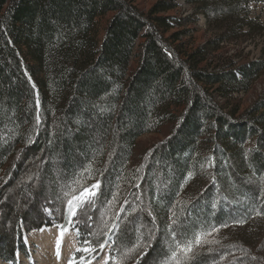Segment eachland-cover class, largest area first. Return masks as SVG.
Masks as SVG:
<instances>
[{"label":"trees","instance_id":"16d2710c","mask_svg":"<svg viewBox=\"0 0 264 264\" xmlns=\"http://www.w3.org/2000/svg\"><path fill=\"white\" fill-rule=\"evenodd\" d=\"M134 1L0 0V259L7 263L15 264L22 230L50 224L44 207L61 209L71 198L65 192L100 181L99 206L123 184L120 210L133 207L115 219L123 229L112 254L140 244L128 263L163 264L172 241L167 210L197 164L200 139L217 144L219 186L178 214L177 238L232 220L212 209L218 191L228 203L244 201V216L261 212L248 222L264 219V90L247 108L235 98L264 76V47L257 60L243 47L264 36L248 9L264 0H184L204 18L211 36L203 43L193 37L197 28L185 29L196 20L170 14L173 0L146 12ZM162 128L165 137L126 171L135 140ZM251 140L254 149L244 151ZM90 215L87 225L96 219ZM60 219L53 216L65 227ZM242 238L251 250L264 243V230ZM223 250L191 264H209Z\"/></svg>","mask_w":264,"mask_h":264},{"label":"rangeland","instance_id":"374dc122","mask_svg":"<svg viewBox=\"0 0 264 264\" xmlns=\"http://www.w3.org/2000/svg\"><path fill=\"white\" fill-rule=\"evenodd\" d=\"M156 1L158 0H135L134 4L138 6L141 11L146 12ZM173 1L177 5V9L170 13L171 15L196 20V27L190 24V26H186L185 28H197L199 30L198 33L193 36L196 42L203 43L205 40L209 39L211 35L204 32V18L200 14L194 15L196 11L194 6L187 4L184 0ZM248 9L250 11L251 17L253 19L258 18L259 22L264 25V3L253 2L248 5ZM243 47L244 55L248 56V60H257L260 56V50L264 47V36H256L254 39L246 41L243 44ZM263 90L264 76L259 79V81H257L247 93L238 94L235 96V98L241 101L242 108H247L259 98ZM164 130L165 128H162L157 134H144L135 140L132 157L126 162V171L130 172L133 169H137L139 157L144 156V151L147 148L157 144L165 137L166 132H164ZM254 146L253 140L247 141L243 149L246 152H250L254 149ZM216 147L217 144L214 142L211 143V140H199V144L192 154L193 160L195 159L197 164H195L192 170L187 173L185 180L182 184H180L174 195L173 202L169 205L167 210V225L168 222L171 224L170 217L172 219H178L181 224L182 217H179L178 214H182L184 207H188L190 202L193 200L199 199L200 194H202L205 190L216 189L219 186L217 184L219 168H216ZM190 173L191 176H189ZM124 188L125 186L123 184L119 185L117 187L118 193H115L114 196H110L104 202V204H100V206L97 203L99 200L98 195L100 190L97 192L95 205L90 210L91 214L94 213V215H96V219L93 218L92 225L86 224L88 223V219L85 218V216L82 217L79 211L77 213V217L73 218L74 222H79L74 223V225H69L68 213L66 210L67 204L62 205V208L58 210L52 208V205L44 207L43 216L45 218L47 217L51 221L50 224L44 225L41 228L35 230H22L21 241L17 243L18 252L15 256V264H69V261L73 256L76 257L78 264H89V262L90 264H105V260H107V264L109 262L110 264H117V262H122V264H136L140 258H136L132 263H128L131 261L132 257L135 256L134 252H132L127 257L124 256V253L129 249H125L115 255L112 254L113 243L117 233L118 231L120 232V229H123V227L121 228V224H119V222L116 223L117 221L115 219L120 213L122 215L124 214V218H126L128 213L131 211V208H133L130 205L127 206V208L125 207V210L122 212L120 210L119 206L123 201L122 194L120 192L125 191ZM214 196L217 198V202H220V204L212 209L216 212H222L224 215L228 214L232 216V220L229 222H226L225 220L224 222H226L225 224L228 225L227 227H222L219 229V231H213L211 235L205 236L202 246L194 250L196 253L195 258L189 261L188 264H191L199 256H216L217 252L223 248L224 250L222 254L218 256L219 258L217 257L216 259H213V261L209 264H264V243H262V245L258 244L256 248L253 247V249L250 250L245 247L246 243H244L242 240V237L246 233L252 234V238L256 239L257 235L259 234V229L264 230V219L255 218L254 221H257L258 224L253 221L248 222L251 217H256L257 215L254 213L255 210L246 214L245 216L242 214L244 208L246 207V203L244 201L234 199L228 203L226 201L227 198H230L229 195L227 197L219 191L218 193L214 192ZM220 200H223L228 204L227 210L223 207L224 203H221ZM116 207H119V209L116 210ZM173 213H175L174 216ZM53 216L58 218L60 217V220H63L64 218L66 219L65 228L67 231L64 233L63 237L60 236V224L54 223ZM240 219H244L245 222L243 224L234 223V221ZM105 221L107 222V226H105ZM121 222H123V219ZM113 223L119 225L118 230L111 228ZM96 226L97 235H95L94 232L92 233V228L93 230H96ZM76 229L80 230L79 235L77 234ZM88 231L91 232L90 236H87L86 239L82 233ZM43 232L48 233V235L51 237V241L40 243V240H38L37 236L39 233ZM198 232H208V230L203 231L202 229H199L195 233ZM195 233L192 234L191 238L187 239H192ZM57 235L60 237L58 241ZM109 237H111V239H109ZM183 240L185 239H178L176 237L177 242ZM85 241H91V247H94L95 249H97L96 245H98V252L89 253L76 251L77 248L89 247ZM58 242L60 245L59 255H57ZM101 245H104L103 248H101ZM44 246H46V248H44ZM246 251H248L250 255H248ZM170 255L171 252L169 250L167 257H170ZM81 257H83V260L80 259ZM253 257H255V259H253ZM0 264L11 263H7L0 259ZM163 264H166V259Z\"/></svg>","mask_w":264,"mask_h":264},{"label":"snow or ice","instance_id":"6c2138e0","mask_svg":"<svg viewBox=\"0 0 264 264\" xmlns=\"http://www.w3.org/2000/svg\"><path fill=\"white\" fill-rule=\"evenodd\" d=\"M37 122H39V117H37ZM85 172L88 171V169L84 170ZM81 176L84 175L82 172L80 174ZM191 176V173L189 174ZM75 183H79V181H74ZM100 181H97L96 183L92 184L90 187H83L82 190H80L78 193L75 189H72L71 192H65V195H70L71 198L67 200L66 204V210L68 213V224L74 225V223H78L79 221H73L74 217H77V213L79 211L80 215L87 216V219L89 222L92 221V216L90 215V210L94 207L96 198H97V192L100 190ZM213 208L216 207V204L213 203ZM47 210V209H46ZM123 211V209H121ZM135 211V209H133ZM175 213H173V216ZM256 215H261V212L257 211ZM171 219V224L168 225L169 233L172 237V241L170 242V257L166 258V264H188L189 261L195 258V249L198 247H201L204 243V237L207 235H211L213 231H219V227L212 226L211 231L208 232H198L194 234V237L192 239H185L183 241L177 242L176 237L177 233L179 232L180 227L182 225L180 224L178 219ZM245 222L244 219H240L237 221H234V223L237 224H243ZM105 226H107V222L105 221ZM176 226L175 228L173 226ZM227 224L221 225V227H227ZM112 229H119V225L113 223L111 226ZM111 230V229H110ZM67 231V229L60 225V236L63 237L64 233ZM77 234H80V230L76 229ZM181 236H183V233H180ZM111 239V237H109ZM154 239V235L149 237V240L144 243L143 246L147 247L150 246L151 240ZM89 245V247H83V248H77L76 251L78 252H95L96 249L94 247H91V241H85ZM174 244V246H173ZM59 242L57 243V255H59ZM104 245H101V248H103ZM140 244H137L133 248L129 249L124 253V256L127 257L132 252H135L136 248L140 247ZM83 260V257L80 258ZM110 259V258H109ZM255 259V257H253ZM69 264H78L77 259L75 256L72 257V259L69 261ZM90 264V262H89ZM105 264H107V260H105ZM117 264H122V262H117Z\"/></svg>","mask_w":264,"mask_h":264},{"label":"bare ground","instance_id":"6f19581e","mask_svg":"<svg viewBox=\"0 0 264 264\" xmlns=\"http://www.w3.org/2000/svg\"><path fill=\"white\" fill-rule=\"evenodd\" d=\"M37 237H38V240H40V243L41 242H49V241H51V237L48 235L47 232L39 233V235ZM57 237H58L57 238V241H58V239L60 237H59V235H57ZM44 248H46V246H44Z\"/></svg>","mask_w":264,"mask_h":264}]
</instances>
